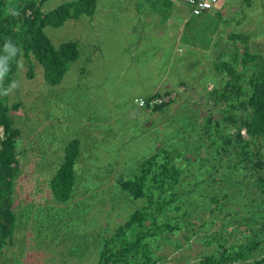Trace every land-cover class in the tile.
<instances>
[{"label": "rangeland", "instance_id": "374dc122", "mask_svg": "<svg viewBox=\"0 0 264 264\" xmlns=\"http://www.w3.org/2000/svg\"><path fill=\"white\" fill-rule=\"evenodd\" d=\"M68 1L72 0H46L40 6L43 12H48ZM147 1L153 3L150 5H154L159 15L165 10L164 0ZM142 3L145 9L141 8ZM97 4L93 17L85 15L70 19L61 27L45 28L55 45L76 41L79 46V59L70 64L60 84L47 83L41 65L36 62L34 78H27V62L22 59L7 91L8 103L21 104L19 110L10 112L14 126L20 130L17 142L20 172L15 182L13 209L17 221L10 245L2 251L3 264H96L105 234L112 235L144 202L131 200L120 188L118 179L136 173L140 159L149 157L155 147L171 149L166 141L169 138H173L171 143H176L180 148L177 152L181 153L174 154L173 162L183 169L178 203L184 201L183 210L192 216L180 217L181 225L189 226L182 227L171 239L160 235V241L149 243L155 248L160 244L155 257L164 264L198 261L202 255L216 250L215 242L210 245L206 242L211 239L215 224L220 225L221 217L218 212L209 211L207 194H219L217 189L222 186L221 182H212L213 175L217 178L231 175L228 179L234 181L237 176L228 174L225 163L214 169L208 167L205 172L200 169L201 161L187 164L185 156L193 154L191 157L204 159L207 149L198 146L195 139L176 141L181 135L190 138L191 133L201 131L188 122L191 114L201 112V120L208 124L205 117L219 113V106L209 100L210 87L204 89L200 78L215 81L216 77L215 86H221L223 77L212 72L209 65H203L206 49L203 54L193 52L190 60L180 65L178 74L183 83H192L190 77H194L201 87H189L190 97L186 100L172 94L174 102L166 110L148 114L155 123L146 121L134 96L158 83L165 68L164 59L137 54L132 49L125 54L124 49L121 51L114 45L141 38L132 30L136 24L130 20L152 15L150 5L145 0H98ZM176 4L188 19L186 33L196 34L204 44L208 40L215 42L211 60L222 53L234 55L235 50L248 51L264 60V0H221L219 8L200 16L191 15L184 4ZM231 35L239 39H230ZM172 72L169 77H173ZM136 91L133 99L124 98L126 93ZM162 125L169 128L162 129ZM155 128L162 132L157 134ZM158 136L162 137L154 141ZM74 139L81 142V149L73 196L68 202H58L49 189V179L62 161L65 146ZM259 142L264 157V136ZM241 186L229 191L230 197L225 200L230 208L241 207L242 199L238 196ZM206 221L205 228L202 223ZM191 225L196 231H191ZM185 234L190 236V242L185 241ZM242 241L245 239L239 236L235 243ZM177 242L182 243L181 248L176 246ZM253 253L255 256L249 262L258 264L256 261L264 258V251Z\"/></svg>", "mask_w": 264, "mask_h": 264}, {"label": "trees", "instance_id": "16d2710c", "mask_svg": "<svg viewBox=\"0 0 264 264\" xmlns=\"http://www.w3.org/2000/svg\"><path fill=\"white\" fill-rule=\"evenodd\" d=\"M42 1L46 0H0V264H3L2 251L10 245L17 221L13 209L15 182L20 172L17 158L20 130L14 126L10 112L19 110L21 104L8 103L7 91L14 83L22 59L27 62V78H34L36 62L41 65L47 83L60 84L70 64L79 59V46L76 41L55 45L45 28L61 27L68 20H77L85 15L93 17L97 6V0H72L43 12ZM173 2L164 0L165 10L161 13L168 11V5H173ZM231 36L230 39H239V36ZM212 65L223 80L221 86L209 84L208 97L220 111L205 117L212 126L204 124L201 112L191 114L188 122L201 131L191 133L190 138L181 135L176 142L195 139L198 146L207 149L204 159L191 157L193 154L185 156L187 164L201 161L203 166L201 164L200 169L205 172L209 171L208 167L214 169L225 163L228 174L237 177L234 181L228 179L231 175L225 174L220 178L213 175L212 182H221L222 186L215 187L219 194H207L206 199H209V211L220 214L221 223L215 224L211 239L206 243L215 242L216 250L186 264H251L249 259L255 256L253 252L264 251V157L259 150L260 138L264 136V60L248 51L235 50L234 55L222 53L217 59H212ZM178 90L177 94L169 91L134 99H144L146 106L139 108L157 115L174 102L171 95H179ZM163 95L171 96L170 101L149 104L151 99ZM150 121L155 123V120ZM156 128L157 134L162 132ZM163 128L169 127L162 125ZM172 139L166 140L171 149L155 147L149 157L140 159L136 173L126 179H118L120 188L131 200L144 202L112 235L105 234L96 264H164L161 258L155 257L160 244L155 248L149 240L160 241V235L171 239L176 232L182 231V227L188 228L189 225H181L180 217H191L192 213L183 210L184 201L178 203L177 190L183 184V169L173 163L174 154L180 156L181 153L177 152L180 148L176 143H171ZM216 139L221 143L217 145ZM207 141L211 143L209 146ZM80 143L77 139L70 140L63 150L62 161L49 179V189L58 202H68L73 196ZM238 186H241L238 196L242 201L236 210L230 208L225 199L230 197L229 191ZM191 226V231H196L195 226ZM202 226L208 227V222H203ZM239 236L245 241L236 244ZM184 239L186 242L191 240L186 234ZM176 246L181 248L182 243L177 242ZM256 263L264 264V258Z\"/></svg>", "mask_w": 264, "mask_h": 264}, {"label": "crops", "instance_id": "0c3cea01", "mask_svg": "<svg viewBox=\"0 0 264 264\" xmlns=\"http://www.w3.org/2000/svg\"><path fill=\"white\" fill-rule=\"evenodd\" d=\"M145 2L148 6L151 3L147 0H145ZM220 4L221 0L217 8H219ZM141 8H144L143 3L141 4ZM150 8V12L152 13V15L134 18L133 21L130 20L131 23L136 24L132 30L135 32L137 37L140 36L141 38L138 40L127 41L126 43L117 42L114 47L120 48L121 51L124 49L126 51L124 52L125 54H129L131 52L130 49H132V51L135 50L137 54H153L154 56L156 55L159 56L161 59H164L165 68L162 73H160V80L158 81V83L154 87L148 88L147 90H141L143 92L142 94L137 95L138 97H147L155 93H165L169 91L176 92L177 94V90L181 85L182 88L180 87L178 90L179 95L181 96H178L186 100L187 98H189V95L184 94L188 92L187 90L189 89V87L192 86V88L194 89L197 86L198 88L200 84L198 82L195 83V80H193L194 77H190L193 81L192 83L194 84L190 83L187 85L186 83H183L181 80L182 77H180V75L178 74L181 71L180 65H183V63H185L184 60H190V57L192 56L193 52L203 54L202 50L206 49L207 53H205L204 56L207 57L204 60L203 65H209L210 70L212 72H215L213 70L212 60L210 56V53L216 46L215 42L212 41L210 43V40H208L206 44H204L200 41L199 37L196 34L186 33L185 30L188 24V19L182 7L180 8L178 4L173 2V5H168L169 10L164 13H160V15L157 11H154V5H150ZM164 14H166V17H164ZM93 28L95 27L93 26ZM139 32L141 33V35H139ZM145 32H147V34H144ZM132 53L134 54V52ZM189 69L190 68H188V70ZM172 70H174V72H172ZM171 72L173 74V77H169V73ZM177 74L178 77L176 76ZM200 79V83H203L204 89L208 88L211 82L218 83V78L216 77L214 79L215 81H210L204 78ZM134 87H136V85ZM143 88L144 86L140 89ZM183 88L184 91H182ZM137 92L138 91L128 92L126 93L124 98L132 97L133 99V93ZM200 95L201 94H199V96ZM140 112H143V116H146V121L150 122V117H148V114L150 112L145 109ZM137 115L138 113L136 114V116ZM150 115L152 114L150 113ZM144 125L146 126V122H144Z\"/></svg>", "mask_w": 264, "mask_h": 264}, {"label": "built area", "instance_id": "2783aa9c", "mask_svg": "<svg viewBox=\"0 0 264 264\" xmlns=\"http://www.w3.org/2000/svg\"><path fill=\"white\" fill-rule=\"evenodd\" d=\"M176 3H182L190 10L191 15L200 16L208 11H213L217 8L220 0H174ZM171 96L163 95L149 101V104L166 103L170 101ZM135 103L140 106H146V101L142 98H135Z\"/></svg>", "mask_w": 264, "mask_h": 264}]
</instances>
